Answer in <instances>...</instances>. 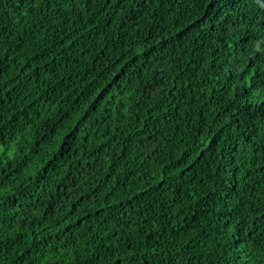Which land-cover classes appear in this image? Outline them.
Segmentation results:
<instances>
[{
	"label": "trees",
	"instance_id": "16d2710c",
	"mask_svg": "<svg viewBox=\"0 0 264 264\" xmlns=\"http://www.w3.org/2000/svg\"><path fill=\"white\" fill-rule=\"evenodd\" d=\"M0 264H264V0H0Z\"/></svg>",
	"mask_w": 264,
	"mask_h": 264
}]
</instances>
